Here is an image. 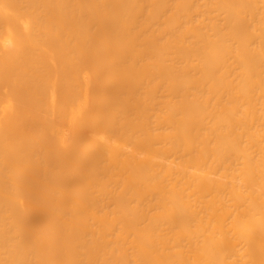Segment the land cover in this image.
I'll return each instance as SVG.
<instances>
[{
  "label": "bare ground",
  "instance_id": "obj_1",
  "mask_svg": "<svg viewBox=\"0 0 264 264\" xmlns=\"http://www.w3.org/2000/svg\"><path fill=\"white\" fill-rule=\"evenodd\" d=\"M0 264H264V0H0Z\"/></svg>",
  "mask_w": 264,
  "mask_h": 264
}]
</instances>
